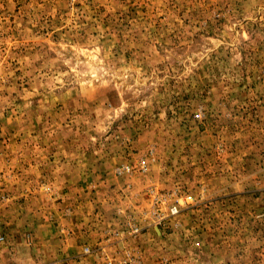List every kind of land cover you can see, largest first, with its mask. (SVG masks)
Segmentation results:
<instances>
[{
  "label": "rangeland",
  "instance_id": "1",
  "mask_svg": "<svg viewBox=\"0 0 264 264\" xmlns=\"http://www.w3.org/2000/svg\"><path fill=\"white\" fill-rule=\"evenodd\" d=\"M0 264H264V0H0Z\"/></svg>",
  "mask_w": 264,
  "mask_h": 264
},
{
  "label": "built area",
  "instance_id": "2",
  "mask_svg": "<svg viewBox=\"0 0 264 264\" xmlns=\"http://www.w3.org/2000/svg\"><path fill=\"white\" fill-rule=\"evenodd\" d=\"M177 210H176V207L175 206H173V208L171 209V212L172 213H175Z\"/></svg>",
  "mask_w": 264,
  "mask_h": 264
}]
</instances>
